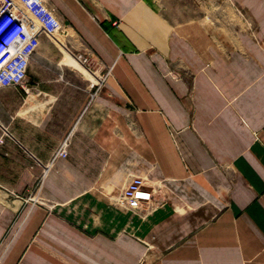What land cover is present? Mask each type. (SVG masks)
Returning a JSON list of instances; mask_svg holds the SVG:
<instances>
[{"label": "crops", "instance_id": "0c3cea01", "mask_svg": "<svg viewBox=\"0 0 264 264\" xmlns=\"http://www.w3.org/2000/svg\"><path fill=\"white\" fill-rule=\"evenodd\" d=\"M45 2L34 90L0 87V264H264V0Z\"/></svg>", "mask_w": 264, "mask_h": 264}, {"label": "built area", "instance_id": "2783aa9c", "mask_svg": "<svg viewBox=\"0 0 264 264\" xmlns=\"http://www.w3.org/2000/svg\"><path fill=\"white\" fill-rule=\"evenodd\" d=\"M62 29V21L45 0H0V87L21 88L28 93L32 88L29 66L39 48L40 33L53 36ZM74 58L88 67L91 63L90 56L84 53H78ZM104 78L101 76L96 82L97 88L91 93V98L97 94ZM67 145L68 138H65L52 159L66 156ZM155 193L156 188L145 176L134 175L116 196L115 202L121 208L139 211L146 217L157 207Z\"/></svg>", "mask_w": 264, "mask_h": 264}, {"label": "rangeland", "instance_id": "374dc122", "mask_svg": "<svg viewBox=\"0 0 264 264\" xmlns=\"http://www.w3.org/2000/svg\"><path fill=\"white\" fill-rule=\"evenodd\" d=\"M34 89L33 88H31V90L30 91H33ZM24 92V91H23ZM24 93H26V92H24ZM33 198H36V193H30V195L28 196V199H30V200H32ZM33 201H35V200H33Z\"/></svg>", "mask_w": 264, "mask_h": 264}, {"label": "bare ground", "instance_id": "6f19581e", "mask_svg": "<svg viewBox=\"0 0 264 264\" xmlns=\"http://www.w3.org/2000/svg\"><path fill=\"white\" fill-rule=\"evenodd\" d=\"M73 65L75 66H77V63L75 62V60L73 59ZM78 67L80 68V69H82L83 71H85V72H88V70L84 67V66H80L79 64H78Z\"/></svg>", "mask_w": 264, "mask_h": 264}]
</instances>
